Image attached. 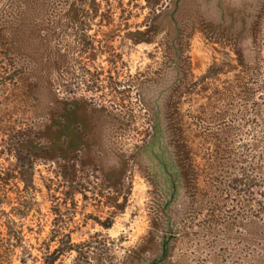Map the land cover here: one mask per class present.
<instances>
[{
    "label": "rangeland",
    "instance_id": "1",
    "mask_svg": "<svg viewBox=\"0 0 264 264\" xmlns=\"http://www.w3.org/2000/svg\"><path fill=\"white\" fill-rule=\"evenodd\" d=\"M64 235L56 264H264V0H0V264Z\"/></svg>",
    "mask_w": 264,
    "mask_h": 264
},
{
    "label": "trees",
    "instance_id": "2",
    "mask_svg": "<svg viewBox=\"0 0 264 264\" xmlns=\"http://www.w3.org/2000/svg\"><path fill=\"white\" fill-rule=\"evenodd\" d=\"M22 208H18L17 211H20ZM29 209V208H28ZM26 211V210H25ZM28 212L21 211L20 214H18V217L26 218L28 216ZM104 226V224H103ZM106 229H110L111 226H104ZM76 246L72 242V237L71 235H64L62 237V240L59 244V247L54 251L50 252V249L48 250V256L46 260V264H56L58 260H60L65 254H68L69 252H73Z\"/></svg>",
    "mask_w": 264,
    "mask_h": 264
}]
</instances>
